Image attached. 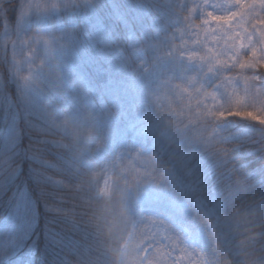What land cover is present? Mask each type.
<instances>
[{"label": "trees", "instance_id": "16d2710c", "mask_svg": "<svg viewBox=\"0 0 264 264\" xmlns=\"http://www.w3.org/2000/svg\"><path fill=\"white\" fill-rule=\"evenodd\" d=\"M18 2L0 0V32L6 20L13 23ZM91 3L94 12L90 14L89 30L85 20L71 19L74 15L65 14L63 28L73 29L77 35L73 36L71 47L89 53L87 64L93 67L94 77L99 81V95L112 103L114 113L117 103L126 106L135 96L150 97L151 127L142 137L159 158L157 177L164 173L159 167L165 163L166 169L185 185L171 189L173 194L152 200L142 190L140 210L161 214L187 228L197 238L196 245L208 264H234L244 254L239 241L247 226V218L236 214L234 209L248 205V200L241 197L252 185L242 181L233 188L230 178L239 172L253 183L256 195H264V151L259 148L264 125L238 117L217 119L191 105L195 101L188 104L185 98L182 102L176 94L180 82L167 76L178 70L176 59L166 64L161 75L152 73L151 59L156 53L146 54L147 45L159 44L158 50H165L161 41L172 39L170 35L183 15L181 0H91ZM10 48V43H6L5 49L0 46V153L9 154L15 163L0 154V173L16 169L9 180L0 182V213H3L0 233L8 230L13 219L12 205L20 196L28 202L31 219L21 229L24 233L21 243L8 257V264H100L103 241L94 234L85 213L90 192L77 188L75 171L66 168L50 146L39 139L31 140L26 116L14 104L17 80L13 76L16 66ZM142 56L150 68V73L143 76L141 65L137 66ZM124 57L129 63H123ZM55 73L60 76L57 70ZM219 102L218 110L227 111L233 106L228 96H221ZM243 107L264 111V95H248ZM14 118L19 135L10 147L4 136ZM118 121L115 143L130 137V132L123 130V120ZM41 159H47L50 166L41 168L37 163ZM35 171L43 173L38 177L42 184H38ZM40 187L46 195L42 196ZM198 202H203L216 216L212 233H208L211 218L201 216ZM9 246V241L0 235V250Z\"/></svg>", "mask_w": 264, "mask_h": 264}, {"label": "clouds", "instance_id": "9594fccd", "mask_svg": "<svg viewBox=\"0 0 264 264\" xmlns=\"http://www.w3.org/2000/svg\"><path fill=\"white\" fill-rule=\"evenodd\" d=\"M92 7L89 0L82 8L77 6V10ZM61 11L58 7L47 5L37 14H59ZM20 12L21 15L25 13L23 0ZM57 31L63 34L66 30L60 28ZM46 35L49 32L33 33L28 42L42 45L40 38ZM39 51L38 47L37 53ZM62 52L59 82L51 76L43 78L40 83L49 90L45 93L31 83L33 77L29 75L27 80L19 81L14 104L17 111L27 117L31 140L39 139V142L50 146L62 164L75 171L77 188L89 190L85 213L94 234L103 241L99 249L100 264H144L146 233L142 217L146 214L139 206L142 188L141 185L130 188L127 184L129 176L122 170L126 164L127 146L116 144L113 140L117 119L113 105L100 97L99 81L94 77L93 67L79 62L71 45H65ZM54 89L56 91H52ZM259 148L264 151V138H261ZM3 155L9 158V154ZM37 163L41 168L50 166L47 159ZM15 169L0 173V182L9 180ZM41 175L42 172L35 171L38 184H42L38 179ZM242 181L252 187L250 191L244 190L241 197L248 200V205L234 209L236 214L247 218V226L239 241L244 254L234 264H264V195H256L253 183L239 172L230 178L233 188H237ZM106 184L107 195L101 191ZM40 192L42 196L46 195L43 187H40Z\"/></svg>", "mask_w": 264, "mask_h": 264}, {"label": "snow or ice", "instance_id": "6c2138e0", "mask_svg": "<svg viewBox=\"0 0 264 264\" xmlns=\"http://www.w3.org/2000/svg\"><path fill=\"white\" fill-rule=\"evenodd\" d=\"M208 7L209 0H198L184 8L182 26L173 33L172 54L215 73L219 81L217 86L222 89L223 95L232 100L230 110L209 108L207 116L217 119L238 117L264 125V111L243 107L248 95H264V0H227V7L221 6L218 11L207 10ZM176 94L182 102L186 98L189 104L203 96L204 102L211 100L214 105L220 98L217 93L197 86L192 80L187 86L177 85ZM196 106L200 107V103ZM18 135L19 128L14 118L4 136L10 147L15 144ZM137 160L150 165V158L142 157L139 151L133 161L125 164L122 170L129 176L127 184L130 188L153 178L148 168L141 170L136 166ZM101 191L107 195V184ZM11 214L15 230L0 233L10 244L6 250H0L3 252L0 264H8V257L21 243L24 234L21 229L26 228L31 219L28 202L23 196L13 203ZM142 221L146 233L144 264H207L205 255L187 246L164 220L144 215Z\"/></svg>", "mask_w": 264, "mask_h": 264}, {"label": "rangeland", "instance_id": "374dc122", "mask_svg": "<svg viewBox=\"0 0 264 264\" xmlns=\"http://www.w3.org/2000/svg\"><path fill=\"white\" fill-rule=\"evenodd\" d=\"M92 1L96 2V0ZM137 2L138 1H136V3ZM197 2L198 0H181V3H179V5H182L184 9L186 6L195 4ZM86 3H89V0H23L25 13L24 15H21L20 8L22 5V0H19L17 10L15 11L16 16L13 20V23L9 24V22L6 20V23H3V28L0 32V46H2V49H5L6 43H10L11 46V56L14 57V66H16V71L13 72V76L17 80L15 82L16 86H18L20 80H27L28 76L32 75L33 79L31 83L35 85L38 90L47 93L49 90L44 88L40 83L43 78L51 76L53 80L59 82L61 76L60 67L63 57L62 49L65 45H72V43L74 45L73 36L76 37L77 35L73 29L72 31H68L64 28L66 31L63 34H61V32L57 30L63 28L62 25L64 23L63 19L65 17V14L74 15V17H71V19L79 17L82 20H85V22H87L86 27L89 30L90 25L88 22L90 14H93L94 12L93 9L90 8L89 10H77V6L82 8ZM47 5L58 7L62 11L59 14H37L38 12L44 10L45 6ZM212 5H217V7L213 8ZM221 6L226 8L227 0H209V7L207 10L218 11ZM179 21L180 25L178 24L176 29L182 26V17ZM175 30L172 31L170 37H173V33L175 32ZM37 32H49V35L42 36L40 38L43 42L42 45L30 44L28 42L30 35ZM45 40L48 41L47 44H45ZM161 42H164V51L158 50L159 44L153 46L151 44L147 45L148 51H146V54L150 53V55H153L156 53V57H152L151 59L152 73H154L155 75H161L166 66L169 63H172L174 59H176L178 70L167 75L170 80H177L178 82H180V85L184 84L183 86H187L189 81L192 80L197 83V86L202 87L208 91L215 92L220 95V97L226 96L223 95L222 89L217 86L219 83L218 79L214 81V79L217 78V75L215 73H209L206 69H202L199 64L188 61L187 59L181 58L178 55H173V39L164 38V40H162ZM38 47L40 51L37 53ZM72 49L76 59L79 62H88L89 53L85 54L82 52V50L78 51L74 48ZM135 53L136 52H133V54ZM79 55L84 56L85 58L81 59L80 57H78ZM140 59L141 64L138 63L137 66L141 65L142 70L140 71V73L143 76V73L144 75L146 73H150V68H147V66L149 67V65L145 62L146 58L144 56H142V58ZM163 60L165 61L164 63H162ZM122 61L124 64L129 63V61L125 57L122 58ZM55 70H57L60 76L55 73ZM52 91L56 90L54 89ZM149 99L150 97L138 98L135 96L134 98H130L131 101L126 106L123 103H117V110H115V115H118L119 117V119H116L117 123H119L118 120H123L121 123L124 126L123 130L125 132H130L129 138L116 142V144L127 146V151L125 152V163L133 161V158L135 157L137 151H139L142 157L150 158V165L141 164L139 160L135 161V164L141 170H144L145 168H148L150 170L151 176L153 178L149 182L141 184V188L143 189V194L146 193L145 196L149 200H152L153 198L160 199L161 197H164L170 193L173 194L171 189H173L174 187H178L180 189L185 185L178 177H176L171 171H169V169H166L167 167L164 165L165 163L160 164L159 167V169L164 173L161 174V177H157L155 168L158 166L157 164L159 162V158H157L156 154H154V152L150 150V146H148L147 141L142 137L147 134V131L151 127L150 123L148 122V115L150 111H152L151 109L153 105H151L152 100L148 101ZM194 101L195 104H190L196 106L199 102L200 107L196 106V108L205 113H207V110L209 108H211L212 110H218L220 108V98L215 101L214 105L213 101L211 100L204 102L203 96L199 98V101L195 99L192 100V103ZM24 116L26 115L24 114ZM25 121L27 122V117H25ZM133 137H141L142 140H135L133 139ZM129 156H131L132 158L129 159ZM159 175L160 174L158 173V176ZM197 209L201 211L202 217H208L209 220L211 218V222L208 225V233H212V229L216 226V216L212 212L213 210H208L203 202L197 203ZM144 214L157 216L160 219L164 220L174 229L177 234H179V236L183 239V242L187 246L194 247L199 250L196 245L197 238L195 237V235L191 234L187 228L183 227L175 220L169 219L168 217H164L159 214H155L152 211L146 212ZM12 221L13 219L10 221L8 230H15V225ZM217 236L219 235L216 234V237ZM225 244L226 242H223V245Z\"/></svg>", "mask_w": 264, "mask_h": 264}, {"label": "bare ground", "instance_id": "6f19581e", "mask_svg": "<svg viewBox=\"0 0 264 264\" xmlns=\"http://www.w3.org/2000/svg\"><path fill=\"white\" fill-rule=\"evenodd\" d=\"M36 170H38V168H37ZM142 190H143V189H142ZM171 212H172V214H175V209H172ZM171 212H170V213H171Z\"/></svg>", "mask_w": 264, "mask_h": 264}]
</instances>
